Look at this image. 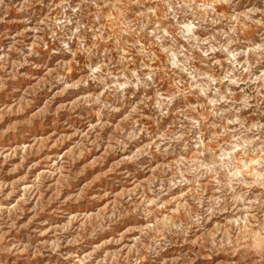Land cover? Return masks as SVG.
Listing matches in <instances>:
<instances>
[{"label": "rangeland", "instance_id": "rangeland-1", "mask_svg": "<svg viewBox=\"0 0 264 264\" xmlns=\"http://www.w3.org/2000/svg\"><path fill=\"white\" fill-rule=\"evenodd\" d=\"M0 264H264V0H0Z\"/></svg>", "mask_w": 264, "mask_h": 264}]
</instances>
